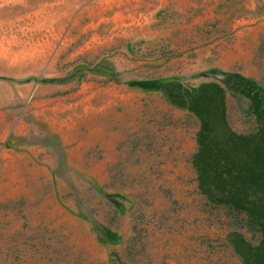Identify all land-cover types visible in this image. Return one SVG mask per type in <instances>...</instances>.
Returning <instances> with one entry per match:
<instances>
[{"label": "rangeland", "instance_id": "374dc122", "mask_svg": "<svg viewBox=\"0 0 264 264\" xmlns=\"http://www.w3.org/2000/svg\"><path fill=\"white\" fill-rule=\"evenodd\" d=\"M227 71L264 87V0H0V264H241L196 187L197 119L129 83Z\"/></svg>", "mask_w": 264, "mask_h": 264}, {"label": "trees", "instance_id": "16d2710c", "mask_svg": "<svg viewBox=\"0 0 264 264\" xmlns=\"http://www.w3.org/2000/svg\"><path fill=\"white\" fill-rule=\"evenodd\" d=\"M192 89L167 78L132 80L133 86L161 91L169 104L195 116L196 151L191 158L198 192L233 218L226 239L241 264H264V87L239 71ZM248 101L257 127L237 133L227 119L226 96ZM257 236L255 242L240 230Z\"/></svg>", "mask_w": 264, "mask_h": 264}]
</instances>
